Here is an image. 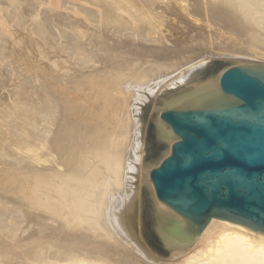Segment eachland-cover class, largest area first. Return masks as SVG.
Here are the masks:
<instances>
[{"label": "bare ground", "instance_id": "1", "mask_svg": "<svg viewBox=\"0 0 264 264\" xmlns=\"http://www.w3.org/2000/svg\"><path fill=\"white\" fill-rule=\"evenodd\" d=\"M86 1L57 8L52 0H0V264H264V232L211 218L198 235H176L169 223L179 229L184 222L153 199L152 182L134 188L172 141L162 107L220 98L229 66L208 58L235 48L220 42L219 29L234 27L247 46L264 45V0ZM179 5L218 24L216 34L201 30L207 44L184 42L190 47L180 50L183 41L177 49L166 46L168 37L169 44L147 38ZM138 14L150 20L147 33ZM11 25L23 32L17 45L24 35L30 40L33 63L47 60L43 78L11 58ZM251 57L263 62L264 52ZM121 80L128 91H115ZM111 158L122 160L113 166ZM89 160L98 168L89 171ZM53 174L59 183L49 181Z\"/></svg>", "mask_w": 264, "mask_h": 264}, {"label": "water", "instance_id": "2", "mask_svg": "<svg viewBox=\"0 0 264 264\" xmlns=\"http://www.w3.org/2000/svg\"><path fill=\"white\" fill-rule=\"evenodd\" d=\"M218 89L219 99L159 112L172 141L148 175L157 199L184 222L169 223L176 235H198L211 218L264 232V64L230 65Z\"/></svg>", "mask_w": 264, "mask_h": 264}, {"label": "rangeland", "instance_id": "3", "mask_svg": "<svg viewBox=\"0 0 264 264\" xmlns=\"http://www.w3.org/2000/svg\"><path fill=\"white\" fill-rule=\"evenodd\" d=\"M63 1V0H62ZM61 0H52V6L53 7H57V8H59V4L62 2ZM67 1H72V2H75V3H81V0H67ZM88 1V2H87ZM86 2L89 4V5H91L92 3L95 5V4H97V3H95L96 2V0H87ZM139 1V3H141L142 1L141 0H138ZM169 1H171V0H169ZM174 0H172V2H173ZM192 2H193V0H191ZM60 2V3H59ZM125 3H127L126 1H124ZM175 2V1H174ZM143 3V2H142ZM141 3V4H142ZM183 4H185V3H187V2H182ZM92 4V5H93ZM174 4V3H173ZM179 4V3H178ZM98 7H100L99 6V3H98V5H97ZM183 6V5H182ZM182 6H180L179 5V7H180V10L179 9H176V10H178L179 12L178 13H176L177 11L175 10V11H173L174 13H176V15L174 14H168V15H164V17L162 18L163 20H166V19H168V20H166V21H163V20H160V22H155L156 23V26H157V30L156 29H154V31H152L151 29H149V32L148 31H146V27H152L151 26V24H150V20H148L147 18H145L146 17V15L145 16H142L141 14H138V16H140L139 18L140 19H142V21H139L140 19L138 18V21L141 23V24H139V22H138V26L140 27H142V28H139V29H141L140 31L142 32V29H143V31H146V33H147V35H148V37L147 38H154V37H160V38H162V39H164L165 40V42H167L168 43V41L169 40H171L169 43H171V44H169V45H167L166 44V46L167 47H170V45L172 46H174V47H176L177 49H179V47H180V44H181V41H183V43L185 42V43H187V45H192L193 43L195 44V42H194V40L196 41V40H198V39H200L199 41H201L202 39L205 41H201L202 42V45L203 44H207V42H206V39L205 38H203V34L205 35V31L207 32L208 30L207 29H209V31L208 32H215V34H216V31H218V29H219V26H218V24L215 22V21H212V20H210V21H208V18L210 19V16L209 15H207V16H205V14H204V11H202L201 12V10H199V12L196 10V8H195V11H197V12H195V13H193V10L190 8V10H188V11H186V13H185V11L184 10H181V7ZM188 6V5H187ZM144 7V6H143ZM146 7V6H145ZM175 8H178V5L175 7ZM181 11V12H180ZM183 11H184V13H183ZM189 11H190V13H189ZM180 13V14H179ZM184 14V15H186L185 17L187 18V17H189V18H185V21L183 20V18H184V15L182 16L181 14ZM187 13H189V14H191V15H189V14H187ZM0 14H1V11H0ZM177 14H179V16H181L182 17V21L183 22H185V23H182V21L180 20V17L178 18L177 17ZM192 14H194V15H192ZM75 15H78V16H83V14H81V13H75ZM1 16V15H0ZM169 16V17H171V18H167V17ZM209 16V17H208ZM175 17H177L179 20V22H177L176 20H177V18H175ZM207 17V19H205ZM146 19V20H145ZM189 19V20H188ZM146 21L145 23H144V21ZM171 21V22H170ZM173 21V22H172ZM181 21V22H180ZM191 23H190V22ZM194 21V22H193ZM200 21V22H199ZM207 21V23H205ZM148 22V23H147ZM168 22V23H167ZM176 22V23H175ZM193 22V23H192ZM216 24H215V23ZM170 23V25L169 26H171V27H168V24ZM181 23V24H180ZM208 23H212V24H210V25H208ZM165 24V25H164ZM185 24V25H184ZM194 26H193V25ZM203 24V25H202ZM208 25V26H206V25ZM145 26V28H144V26ZM192 25V26H191ZM200 25V26H199ZM211 25H213L212 27H211ZM214 25H217V26H215L214 27ZM162 26V27H161ZM183 26V27H182ZM185 26H187V27H185ZM191 28H190V27ZM196 26V27H195ZM205 26V27H204ZM14 26L13 25H11V31H12V37H11V39H10V44H12V45H15L16 47H15V50H11V52H10V55H11V58L12 59H14V62H15V64L18 66V68L23 72V73H25V74H27V75H30V76H35V77H37V76H39V77H41V78H43V76H45V73L46 72H49L50 70H51V67H49L48 66V63H47V60L45 59V58H43V57H39L41 60H38V61H35V63H33V59H38V57H36L35 55H34V53H35V51L33 50V47H32V45H30V40L28 39V38H26V36L24 35V37H23V42H22V44L21 45H17V43H18V38H19V36H20V34L22 33V35H23V32H21L19 29H17V28H13ZM163 27H165V28H163ZM195 27V28H194ZM206 29H204V28ZM216 27H218V28H216ZM228 27H230V26H227L226 28H221L222 29V31H221V29H219L220 30V32H222L221 33V35H222V38L223 39H221V41L220 42H223L224 43V45L225 46H229V47H234L235 48V50H233V49H230V48H228V49H225V50H221V51H218V53L216 52L215 54L213 53L211 56L212 57H210V58H208V59H216V60H219V62H221V63H223L224 65H226V66H230V65H234V64H245V63H252V62H259V63H263L264 64V61L262 62V60L260 61V59L258 60V59H256V58H254V57H251L252 56V54L254 53V52H257V50L260 52V53H263L264 52V45H257L256 46V44H255V46H252V47H254V48H252L251 46H247L246 44H248V42L246 43V41H248V40H245V39H247L246 37H244L243 36V38L244 39H242V35H241V33L239 32V30H237V29H235L234 27H231V28H228ZM162 28V29H161ZM167 28H169L168 30H167ZM194 29V31H192L193 29ZM145 29V30H144ZM203 29H204V32L202 33V31H203ZM155 30H156V32H155ZM164 32H163V31ZM170 30V31H169ZM197 30V31H196ZM202 30V31H201ZM150 31L151 32H153V33H155V34H151L150 33ZM201 31V33H202V35H200V32ZM225 31V32H224ZM166 32H168V33H166ZM192 32V33H191ZM233 32L234 34H231V33ZM150 33V34H149ZM166 33V34H165ZM169 33H171V34H169ZM190 33V34H189ZM199 33V34H198ZM223 33H225L224 34V36H223ZM236 33H237V36H236ZM165 34V35H164ZM192 34V35H191ZM199 35V38H198V35ZM229 34H231V35H229ZM149 35H150V37H149ZM152 35V36H151ZM153 35H154V37H153ZM156 35V36H155ZM168 35V36H167ZM195 35V39H194V36ZM169 36H170V38H169ZM191 36L193 37V39L191 38ZM202 36V37H201ZM167 37H168V39H167ZM187 37L188 38H191V41L188 39L187 40ZM196 37H197V39H196ZM227 37H228V39H227ZM238 37V38H237ZM140 39H138V41H139ZM226 40H228V41H226ZM242 42H241V41ZM144 41H146V40H140L139 42H144ZM176 42V43H175ZM189 42H190V44H189ZM193 42V43H192ZM198 42V41H197ZM201 42H199L200 44H201ZM240 44H239V43ZM145 43V42H144ZM173 43H175V44H173ZM185 43H184V45H185ZM192 43V44H191ZM197 44V43H196ZM200 44H197V45H200ZM179 45V46H178ZM183 44H181V47H180V50H182V49H184L185 47H187V48H189L190 46H187V45H185L184 46ZM178 46V47H177ZM260 47V48H259ZM170 48H173V47H170ZM175 48V49H176ZM182 48V49H181ZM186 48V49H187ZM248 48V49H247ZM249 48H250V51H249ZM252 48V49H251ZM257 48V49H256ZM259 48V49H258ZM263 49V50H262ZM185 50V49H184ZM237 50V51H236ZM252 50H255L254 52L252 51ZM262 50V51H261ZM252 51V53H250ZM240 53H242V54H240ZM244 54V55H243ZM246 54V55H245ZM248 55H250V56H248ZM37 75V76H36ZM213 82H215L214 81V78H213ZM118 86V87H117ZM116 86V90L115 91H128V88H130V87H128V82H124L123 80H121L120 82H119V84ZM126 89V90H125ZM151 105H153L152 103H151ZM150 105V106H151ZM148 123V122H147ZM108 148H106L105 149V151L107 150ZM104 151V152H105ZM104 154V153H103ZM165 157V155L159 160V161H161L163 158ZM122 159H119V160H117L116 161V163H115V160L114 159H112L111 158V160H110V162H111V164L114 166V165H116L117 163H119L120 161H121ZM90 161V160H89ZM92 161V160H91ZM90 161V163H89V168H91V169H89V171H92L93 170V168L94 169H97L98 168V164L94 161H92L91 162ZM92 165V166H91ZM95 165H97V167L95 166ZM153 165V164H152ZM151 165V166H152ZM112 166V167H113ZM150 167V166H149ZM149 167H147V166H145L143 169H141L142 170V173L140 174V172H139V176H138V179L135 181V183H134V188L136 187V188H139V187H141V188H146V187H149L150 188V185H147V184H151V181L150 180H147L146 179V177L144 176L147 172H148V168ZM146 172V173H145ZM56 175V176H55ZM52 177H50V179H49V181L50 182H52V183H54L55 184V182H58L59 183V181H58V175L57 174H53V175H51ZM105 176L106 175H101L100 177L98 176L96 179H95V181L97 182V181H99L100 182V180L101 181H103L104 180V178H105ZM52 180V181H51ZM56 180V181H55ZM49 181H46V183H50ZM144 181V182H143ZM148 182H150V183H148ZM101 183V182H100ZM119 183H121V182H119ZM99 184V183H98ZM97 183L95 184V185H98ZM81 186V185H80ZM136 190H138V189H136ZM153 199L158 203V200H156L157 198H156V196H155V193L153 192ZM160 204H161V202H159ZM162 205H164V204H162ZM167 208V207H166ZM140 209H142V207L140 208ZM121 241H123L122 239H121ZM146 241V240H145ZM146 243L149 245V246H151L147 241H146ZM134 245L135 246H143L138 240H136L135 241V243H134ZM138 248H140V247H138ZM147 248V249H146ZM145 248V250L144 249H142V248H140L141 250H143V252L145 253V254H151L152 255V253H153V251H151V249L150 248H148V247H146ZM150 249V250H149Z\"/></svg>", "mask_w": 264, "mask_h": 264}]
</instances>
